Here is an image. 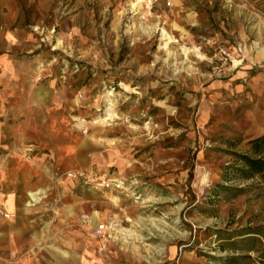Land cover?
<instances>
[{
	"label": "rangeland",
	"instance_id": "374dc122",
	"mask_svg": "<svg viewBox=\"0 0 264 264\" xmlns=\"http://www.w3.org/2000/svg\"><path fill=\"white\" fill-rule=\"evenodd\" d=\"M169 1L0 0V66L66 78L125 161L84 170L121 189L80 180L117 197L91 250L46 233L64 264H264V171L240 158L264 134V0H186L188 21Z\"/></svg>",
	"mask_w": 264,
	"mask_h": 264
},
{
	"label": "crops",
	"instance_id": "0c3cea01",
	"mask_svg": "<svg viewBox=\"0 0 264 264\" xmlns=\"http://www.w3.org/2000/svg\"><path fill=\"white\" fill-rule=\"evenodd\" d=\"M168 5L176 18L188 21L193 16L186 0ZM34 69L33 63L0 66V207L15 215L0 217V264L12 253H23L21 260L33 264L50 243L53 260L64 264L59 254L68 253L57 247L58 237L48 241L49 232L62 231V244L76 242L91 250V229L106 220L117 197L58 174L112 164L125 168L115 138L107 133L103 137L88 119L70 82L60 76L36 81ZM97 194L103 198L98 200ZM68 230L72 236L66 238ZM47 257L38 258L37 264Z\"/></svg>",
	"mask_w": 264,
	"mask_h": 264
},
{
	"label": "built area",
	"instance_id": "2783aa9c",
	"mask_svg": "<svg viewBox=\"0 0 264 264\" xmlns=\"http://www.w3.org/2000/svg\"><path fill=\"white\" fill-rule=\"evenodd\" d=\"M70 179L82 180L87 183L106 189H121L123 187V180L119 177L108 176L106 173L99 174L96 172H85L82 169H69L64 173ZM106 230L103 223L98 224L94 231L96 234H101Z\"/></svg>",
	"mask_w": 264,
	"mask_h": 264
},
{
	"label": "trees",
	"instance_id": "16d2710c",
	"mask_svg": "<svg viewBox=\"0 0 264 264\" xmlns=\"http://www.w3.org/2000/svg\"><path fill=\"white\" fill-rule=\"evenodd\" d=\"M253 153L260 154V157H250L240 155L245 170L249 173H259L264 171V134L250 141ZM239 170H243L240 168Z\"/></svg>",
	"mask_w": 264,
	"mask_h": 264
},
{
	"label": "bare ground",
	"instance_id": "6f19581e",
	"mask_svg": "<svg viewBox=\"0 0 264 264\" xmlns=\"http://www.w3.org/2000/svg\"><path fill=\"white\" fill-rule=\"evenodd\" d=\"M163 31H164V35H166V30H163ZM167 38H169V37L167 36ZM50 187H51V186H50ZM36 191H37V190H36ZM34 192H35V191H34ZM30 195L34 197L35 194H34V193H30Z\"/></svg>",
	"mask_w": 264,
	"mask_h": 264
}]
</instances>
